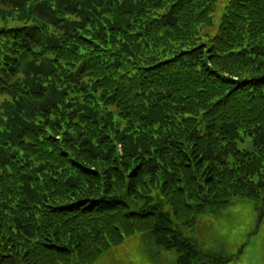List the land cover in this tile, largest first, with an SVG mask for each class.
I'll use <instances>...</instances> for the list:
<instances>
[{
	"label": "trees",
	"instance_id": "16d2710c",
	"mask_svg": "<svg viewBox=\"0 0 264 264\" xmlns=\"http://www.w3.org/2000/svg\"><path fill=\"white\" fill-rule=\"evenodd\" d=\"M235 198L264 215V0H0V264H231L192 231Z\"/></svg>",
	"mask_w": 264,
	"mask_h": 264
},
{
	"label": "rangeland",
	"instance_id": "374dc122",
	"mask_svg": "<svg viewBox=\"0 0 264 264\" xmlns=\"http://www.w3.org/2000/svg\"><path fill=\"white\" fill-rule=\"evenodd\" d=\"M251 147L249 137L237 142L240 150ZM192 232L203 249L235 255L231 264H264V215L251 201L235 198L217 212L200 216ZM135 235L95 264H173L170 252L157 251Z\"/></svg>",
	"mask_w": 264,
	"mask_h": 264
}]
</instances>
